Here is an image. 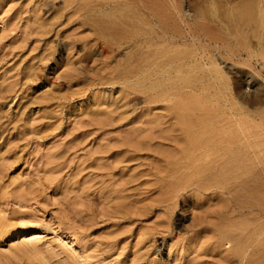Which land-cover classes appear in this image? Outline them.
Masks as SVG:
<instances>
[{"label":"rangeland","instance_id":"1","mask_svg":"<svg viewBox=\"0 0 264 264\" xmlns=\"http://www.w3.org/2000/svg\"><path fill=\"white\" fill-rule=\"evenodd\" d=\"M178 1L189 24L208 23L219 44L248 49L242 61L211 48L230 90L156 100L124 80L138 43L102 40L83 0H0V264H264L263 247L239 250L264 216L253 210L252 222L227 190L188 181L200 165L177 162L166 141L139 139L166 105L201 102L215 135L241 131L252 159L251 148L264 156V0ZM172 186L181 190L171 196ZM13 228L26 229L9 237Z\"/></svg>","mask_w":264,"mask_h":264},{"label":"bare ground","instance_id":"2","mask_svg":"<svg viewBox=\"0 0 264 264\" xmlns=\"http://www.w3.org/2000/svg\"><path fill=\"white\" fill-rule=\"evenodd\" d=\"M80 9H83L82 16L85 17L90 26L93 24L98 25L102 40L106 38L111 44L138 43L134 47V52L131 56L132 62L135 63L134 70L130 72V76L124 77V80L132 79V84L136 88L141 87L144 91L157 93L154 98L159 101L174 100L179 91L185 88L194 93L199 90L205 91L208 87L215 86L214 92L216 94L211 93V95L222 94L224 91L230 90L228 77L223 74L220 64L211 54L212 49L227 51L229 56L235 55L242 61H248L251 57L248 55V49L240 44L238 45L247 49L248 54L246 56H243V49L245 48H238L237 44L238 49L236 51L232 49V51V47L230 48L228 45L227 38L221 40L219 44L213 34V28L208 23L203 24L195 19L189 24L186 20L189 14H186V12L184 14L182 5L178 0H83ZM260 9L259 26L264 28V8L261 7ZM209 23L214 22L210 21ZM221 29L223 30L222 27ZM110 43L106 44L103 42L110 51H113ZM252 81H254L253 76L245 79L247 85H250ZM32 82L35 85L43 83L41 81L37 83L33 80ZM234 86L239 89L236 83ZM239 94L241 101L246 102V93ZM183 101L186 103L185 100ZM195 101L197 100L195 99ZM174 103L169 104V106L166 105L164 107L165 114L163 113L164 115L162 114V116L158 115V118L152 121L151 125H149L150 123L147 124V129H150L148 132L152 130L150 136L148 135L149 137L147 135V137L141 135L143 139H141V136L140 138L136 137L137 135L135 137L143 141L145 138H149L145 142L146 144L151 143L153 139H156L157 143L166 141L173 147V151L176 154L173 153L172 149L169 151L178 155V157L174 155L177 157L175 158L177 162L184 160L186 165L189 167L191 165L190 168L192 166L199 167L200 165L199 168L195 167L196 170L192 168L194 174L188 177V181L194 182V184L200 181L199 184L201 183V185L199 187H202L198 188L202 190L216 187L227 190L225 192L228 193V196L230 195L231 205H234L240 211L239 213L236 210L240 215H248L249 212L254 210L258 215L255 213L256 219L260 218L261 214L264 216V156H260L261 153L259 155V148L257 150L256 148L255 150L251 148V154L257 161V163L254 164L252 162L253 164H251L253 159L249 154L250 150L248 151L250 149V135L247 136L241 131H237L239 134L229 132L226 136L222 132V135L219 133L216 136L212 131L215 121L213 116L208 118L210 114L205 113L207 110L205 108L207 107H203L206 106L204 103L197 102L203 104V106L195 102V104L191 103V101L188 102L191 106L186 105L187 103L182 104L183 102ZM210 109L211 106H209L207 112ZM231 133L233 134L231 135ZM128 135L131 136L132 134ZM130 138L133 139V137ZM136 138L134 139L135 141L137 140ZM254 139L257 140L258 138L251 140L254 141ZM138 142L141 145L137 144ZM135 143L141 147L145 144L140 141ZM254 143V145L258 144ZM123 144L134 147L128 145L127 142ZM254 145L251 146L253 147ZM256 147H259V144ZM173 154H170V156L172 157ZM262 155H264L263 152ZM180 165L183 166L184 164L180 163ZM189 167L186 169L189 170ZM164 168L162 167L161 169L165 171L166 168ZM187 174L190 176L191 171ZM187 174L183 175L186 177ZM184 179L186 182L187 177ZM178 184H181V181H178L177 186ZM227 184H229L228 187ZM175 186H172L174 190H172V187L170 189L171 196L172 191L176 194L178 193L177 191L181 190L176 191ZM168 192L169 189L166 193ZM173 196L176 195L173 194ZM219 212L222 215V212ZM219 214L218 216H220ZM253 214L251 212V215ZM246 215L245 217H247ZM248 216L250 217V215ZM253 218L250 217L252 222ZM261 221L263 222V219ZM254 228L258 229V227ZM259 228L261 229L255 230V232L252 230L253 228L250 229L253 233L249 237L248 231L246 236L249 240L246 239L248 240L246 243L244 241L245 238L243 239L245 245L241 246L242 244H240L242 249L239 250L243 251L241 253H244L251 245L253 247V244V250H256L257 247L258 249L260 247L264 248V228ZM25 229H10L8 236L11 237ZM230 237L232 238V236ZM188 249L189 247H184L183 250L187 251ZM259 250L261 251V249ZM259 250L257 251L259 252ZM236 252L240 253V251ZM262 252H260V255L259 253L258 255L256 254L258 263H264L262 261V259L264 260V253L261 254ZM251 254L253 255V252Z\"/></svg>","mask_w":264,"mask_h":264}]
</instances>
